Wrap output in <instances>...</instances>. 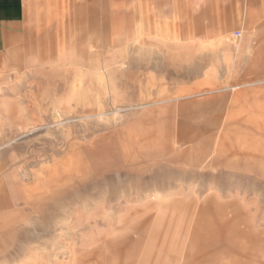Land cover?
<instances>
[{
  "label": "rangeland",
  "instance_id": "1",
  "mask_svg": "<svg viewBox=\"0 0 264 264\" xmlns=\"http://www.w3.org/2000/svg\"><path fill=\"white\" fill-rule=\"evenodd\" d=\"M41 1L0 70V264H264V0Z\"/></svg>",
  "mask_w": 264,
  "mask_h": 264
},
{
  "label": "crops",
  "instance_id": "2",
  "mask_svg": "<svg viewBox=\"0 0 264 264\" xmlns=\"http://www.w3.org/2000/svg\"><path fill=\"white\" fill-rule=\"evenodd\" d=\"M42 7L41 0H0V70H21L27 62V45L17 41L24 26H59Z\"/></svg>",
  "mask_w": 264,
  "mask_h": 264
}]
</instances>
